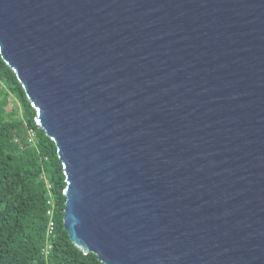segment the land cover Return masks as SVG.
I'll use <instances>...</instances> for the list:
<instances>
[{"label":"water","instance_id":"95a60500","mask_svg":"<svg viewBox=\"0 0 264 264\" xmlns=\"http://www.w3.org/2000/svg\"><path fill=\"white\" fill-rule=\"evenodd\" d=\"M0 54L84 255L264 264V0H0Z\"/></svg>","mask_w":264,"mask_h":264},{"label":"trees","instance_id":"16d2710c","mask_svg":"<svg viewBox=\"0 0 264 264\" xmlns=\"http://www.w3.org/2000/svg\"><path fill=\"white\" fill-rule=\"evenodd\" d=\"M36 115L0 54V264H103L78 250L65 230L63 165Z\"/></svg>","mask_w":264,"mask_h":264},{"label":"built area","instance_id":"2783aa9c","mask_svg":"<svg viewBox=\"0 0 264 264\" xmlns=\"http://www.w3.org/2000/svg\"><path fill=\"white\" fill-rule=\"evenodd\" d=\"M51 203L52 202H50L49 204H51ZM48 214H49L50 217L52 216V212L51 211H49ZM53 232H54V224H53V222L51 220V222L49 223V227H48V237L53 236ZM49 249H50V246L47 245L46 249L44 250L45 254H48Z\"/></svg>","mask_w":264,"mask_h":264}]
</instances>
